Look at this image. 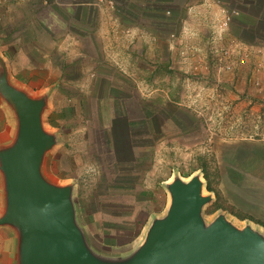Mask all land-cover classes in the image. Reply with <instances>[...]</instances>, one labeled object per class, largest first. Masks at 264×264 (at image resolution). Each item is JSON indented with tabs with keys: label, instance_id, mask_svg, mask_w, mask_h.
<instances>
[{
	"label": "rangeland",
	"instance_id": "374dc122",
	"mask_svg": "<svg viewBox=\"0 0 264 264\" xmlns=\"http://www.w3.org/2000/svg\"><path fill=\"white\" fill-rule=\"evenodd\" d=\"M113 2L121 15L104 48L95 24L72 43L62 8L67 26L37 3L30 28L15 20L21 0H0V144L16 93L37 102L97 263H132L169 215L173 185L194 179L203 231L223 219L264 242V0Z\"/></svg>",
	"mask_w": 264,
	"mask_h": 264
},
{
	"label": "water",
	"instance_id": "95a60500",
	"mask_svg": "<svg viewBox=\"0 0 264 264\" xmlns=\"http://www.w3.org/2000/svg\"><path fill=\"white\" fill-rule=\"evenodd\" d=\"M16 94L21 97L12 101L23 130L7 158L12 206L6 218L27 224L29 264H104L91 258L73 225L69 189L50 185L39 173L41 154L53 143L43 133L40 105ZM201 186L199 179L173 185L169 215L155 223L142 253L129 264H264V242L252 231L239 234L223 219L203 231Z\"/></svg>",
	"mask_w": 264,
	"mask_h": 264
},
{
	"label": "crops",
	"instance_id": "0c3cea01",
	"mask_svg": "<svg viewBox=\"0 0 264 264\" xmlns=\"http://www.w3.org/2000/svg\"><path fill=\"white\" fill-rule=\"evenodd\" d=\"M21 1L23 2L19 7L21 12H18V15H16V21L24 20L23 23L26 22L30 28L36 25L37 22L35 20L39 18V15L33 6L39 3L41 6L45 7V11H47L46 18L50 20L51 25L67 26L68 23L64 22L61 14L53 9L59 7L62 8L65 11V14L72 20V23L70 24L72 28H74L70 35V38H73L72 43L82 42L83 34H80L77 30L78 26L87 29L89 27L92 28L95 24V28L102 30L100 34V37H102L101 43L107 44L104 45V48H108L109 44H111V41L113 40L111 38V31L116 29L115 26L117 25V19L119 18V15H121L119 5L113 2L114 0H101V2H97L98 0H93V2L91 0ZM25 5L30 7L28 12L30 21H28L27 14L25 13L26 11L23 8ZM89 15L94 16V18L89 17ZM27 25L24 24V26ZM119 26H122L121 23H119ZM118 28L119 27H117V29ZM34 35L38 36L36 33H34ZM82 51L83 49H81L79 55L83 53ZM92 56H90L91 59L94 58V56ZM234 67L235 66H231L230 69H234ZM12 114L11 117L14 119L12 122L10 120L12 130L10 128L6 129V135L2 137L3 143H1L4 147L2 146V148H0V264H29L27 257L29 239L28 226L21 220H10L6 218L11 212L12 206V179L7 158L8 155L14 152V147H16L22 140L23 130V120L20 111L18 112V115L15 111ZM9 119H11L10 116ZM55 145L56 143L53 142L51 146L48 147V151H53L51 155H54L55 159H51L50 153L47 152L50 157L46 160L44 152L41 154L39 162V173L41 174L42 179L52 186L61 185L60 183L62 182L61 180L63 177L60 172H63L64 169L63 162L56 158L57 153L54 150ZM49 171H53V175L60 174L58 180L55 178L54 181H51V178H49ZM56 171L59 173H56ZM63 180L65 182L68 181L69 178H63Z\"/></svg>",
	"mask_w": 264,
	"mask_h": 264
},
{
	"label": "trees",
	"instance_id": "16d2710c",
	"mask_svg": "<svg viewBox=\"0 0 264 264\" xmlns=\"http://www.w3.org/2000/svg\"><path fill=\"white\" fill-rule=\"evenodd\" d=\"M206 177L208 178L207 174H206ZM206 188H207L209 191L215 192V193H216V196L219 198L220 195L217 193V191L215 190V188H213V187L211 186L210 181L207 182V184H206ZM218 198H217V199H218ZM220 207H223V206L218 202V200H216V201L214 202L213 206H212L211 211H215L217 208H220Z\"/></svg>",
	"mask_w": 264,
	"mask_h": 264
}]
</instances>
